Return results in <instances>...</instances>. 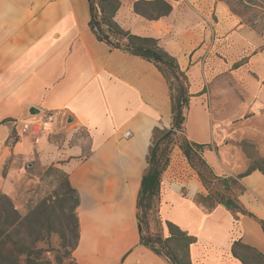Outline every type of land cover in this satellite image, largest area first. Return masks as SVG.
I'll list each match as a JSON object with an SVG mask.
<instances>
[{"label": "crops", "instance_id": "1", "mask_svg": "<svg viewBox=\"0 0 264 264\" xmlns=\"http://www.w3.org/2000/svg\"><path fill=\"white\" fill-rule=\"evenodd\" d=\"M119 1L115 23L161 42L187 78V140L204 146L203 159L216 177L246 173L251 158L243 145L264 157V89L244 112L236 106L239 119L227 128L214 126L204 107L205 90L211 79L214 96L224 65L218 57L204 59L202 17L215 1L163 0L172 10L157 20L135 11L136 3L155 0ZM90 22L88 0H0V172L21 159L66 174L76 195V263L172 264L141 245L137 217L155 129L173 124L172 88L155 63L99 41ZM211 45V52L218 50ZM251 65L259 66L264 81V51ZM47 114L56 115L54 122L44 123L33 140L24 126ZM13 132L18 141L11 140ZM173 170L165 173L160 192L165 239L168 223L193 237L191 264H251L245 254L250 251L264 258L262 172L239 181L243 192L237 200L248 214H235L223 205L206 211L195 199L204 190L196 172L175 164ZM236 242L241 248H234Z\"/></svg>", "mask_w": 264, "mask_h": 264}, {"label": "rangeland", "instance_id": "2", "mask_svg": "<svg viewBox=\"0 0 264 264\" xmlns=\"http://www.w3.org/2000/svg\"><path fill=\"white\" fill-rule=\"evenodd\" d=\"M98 1L94 0L95 6ZM212 1H215L216 7L202 17L207 37L202 45L206 49L204 59L210 62L212 57H218L224 66L220 68L218 90L214 96L209 94L211 79L207 81L209 89L205 90L204 107L210 117H213L215 127L227 128L230 121L239 119L235 117L237 113L234 114L236 106L244 112V106L251 104L255 95L264 89L259 66L251 65L253 58L264 51V0ZM140 11L153 17L160 14L158 10L144 5L140 7ZM199 18L197 16L196 20L200 22ZM212 43L218 44V50L211 52ZM163 70L172 94L176 97L180 88L186 85L181 78L177 80L169 69L163 67ZM183 113L184 116L187 115V108H184ZM244 115L245 113L241 116ZM168 131H174L172 125L170 129L155 131L153 140ZM186 137L184 124L181 131H176L170 140L162 144L161 150L165 153V158H168L169 165L173 161L177 166H190L198 175L199 167L195 169L178 144L187 139ZM17 138V134L13 132L11 140L18 141ZM211 148H214L213 145ZM244 149L251 158L250 167L255 164L264 167V157L258 155L254 146L248 145ZM207 150L205 148L204 152ZM13 165L16 172L12 170ZM166 172L167 170L162 175V183ZM203 173L209 177L207 172ZM203 187V196L236 199L240 194L239 185L230 184L226 189L219 182L210 180ZM71 189L63 172L54 166H43L36 160L21 159L15 163L12 160L6 163L0 172V228L3 241L0 247V264L75 262L73 251L77 244L76 195ZM198 196L195 198L197 203L209 211L207 205L198 201ZM146 221V228L151 235L163 237V222L157 201H154L153 207L148 211ZM173 249L180 264H191L186 246H173ZM245 254L251 264L261 262V258L255 253Z\"/></svg>", "mask_w": 264, "mask_h": 264}, {"label": "trees", "instance_id": "3", "mask_svg": "<svg viewBox=\"0 0 264 264\" xmlns=\"http://www.w3.org/2000/svg\"><path fill=\"white\" fill-rule=\"evenodd\" d=\"M91 6V22L90 27L93 33L96 35L97 39L101 42H104L111 46L112 48L125 50L132 55L141 57L143 59L149 60L156 64L161 73L165 76L163 67L169 69L174 76L179 80L182 79V82L186 85L180 88L179 94L175 97L172 95L173 102V129L174 131L166 132L156 140H152V144L149 149L147 162L148 168L142 179L141 189L138 198V220L141 230V245L149 248L151 251L167 258L172 264H180L178 257L176 256L174 248L187 247L188 256L190 245L195 242V239L186 233L182 232L178 227L174 226L171 223H168L170 236L168 238H163L161 235L153 236L147 230V221L146 217L148 211L153 207L154 201L160 203V192L162 186V175L167 170L169 165L168 158H165V153L161 150L162 144L170 140V138L175 134L176 131H181L183 125L186 122V116H184V108H188L190 104L191 96L187 91V78L185 74L180 70L177 60L172 57L170 54L165 52L159 46V41L154 38H145L139 37L125 32L122 30L117 23H115L114 18L121 7L119 0H99L97 6L94 3V0H88ZM144 5L152 9L158 10L160 13L156 17L148 15L140 11V7ZM172 8L171 6L163 0H155L152 2L140 1L135 4L136 13L140 14L148 20H157L163 16L170 14ZM166 78V76H165ZM159 129H155L157 131ZM155 134V132H154ZM154 137V135H153ZM175 145L177 143H174ZM180 149L187 158V160L198 169V175L203 184L211 181H217L223 185L226 189L233 185H239V181L251 174L254 171H260L264 174V167L260 165L251 166L248 171L242 175H239L235 178H219L216 177L212 169L208 166L206 161L203 159L202 152L204 146L191 143L187 139H183L181 142H178ZM244 144V143H243ZM243 146H248L245 144ZM264 162V158H262ZM203 171L207 172L209 177H206ZM64 174V173H63ZM65 178L68 180L66 174ZM69 182V181H68ZM240 193L243 192V188L239 185ZM75 194V191L71 189ZM1 197V196H0ZM198 201L207 205L209 210H213L218 205H223L233 213H242L248 214L243 210V207L239 201L232 198H224L223 196H203L199 195ZM142 214V216H141ZM250 216H253L250 214ZM260 225L264 231V221L259 220ZM78 228V227H77ZM1 228H0V247L3 245L1 238ZM241 248V245L236 242L234 248ZM246 249V248H245ZM249 250V249H246ZM255 253L254 251H250ZM22 253H24L22 251ZM233 253L237 256L236 251L233 249ZM256 254V253H255ZM259 258L264 259L261 255H257ZM19 257H16L18 263ZM71 264H78L73 262Z\"/></svg>", "mask_w": 264, "mask_h": 264}, {"label": "built area", "instance_id": "4", "mask_svg": "<svg viewBox=\"0 0 264 264\" xmlns=\"http://www.w3.org/2000/svg\"><path fill=\"white\" fill-rule=\"evenodd\" d=\"M56 115L55 114H47L45 115V119L39 122H36L34 124H30V125H25L24 127L29 129V133L30 136L33 138V140L37 139V137L39 136L41 129H42V125L44 123H52L55 120ZM129 133L126 134V136H128ZM188 164V162H186ZM189 165V164H188ZM173 161L172 163L168 166L167 168V172L170 173L172 175V173L174 172L173 170Z\"/></svg>", "mask_w": 264, "mask_h": 264}]
</instances>
